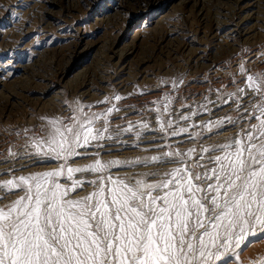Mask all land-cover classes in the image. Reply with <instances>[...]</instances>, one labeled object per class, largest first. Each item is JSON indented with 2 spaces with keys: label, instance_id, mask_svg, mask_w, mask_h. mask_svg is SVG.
I'll list each match as a JSON object with an SVG mask.
<instances>
[{
  "label": "rangeland",
  "instance_id": "374dc122",
  "mask_svg": "<svg viewBox=\"0 0 264 264\" xmlns=\"http://www.w3.org/2000/svg\"><path fill=\"white\" fill-rule=\"evenodd\" d=\"M241 65L248 74L264 73V0H0V182L57 168L61 162H37L31 139L44 135L49 120L77 115V106L89 115L119 108L109 117L113 136L129 122L148 123L149 129L139 141L127 133L102 141L103 149H81L85 155L69 161L73 167L94 158L135 161L168 150L161 147L166 144L199 152L231 142L247 127V113L230 96L246 87ZM240 103L251 111L254 101L244 96ZM167 120L188 132L160 133ZM219 121L225 122L204 128ZM174 166H121L111 174L129 177ZM92 190L86 183L72 196ZM20 195L18 189L0 191V207ZM249 239L240 264L264 259V240Z\"/></svg>",
  "mask_w": 264,
  "mask_h": 264
},
{
  "label": "snow or ice",
  "instance_id": "6c2138e0",
  "mask_svg": "<svg viewBox=\"0 0 264 264\" xmlns=\"http://www.w3.org/2000/svg\"><path fill=\"white\" fill-rule=\"evenodd\" d=\"M241 74L246 87L230 96L247 113V127L231 142L199 152L166 144L161 147L168 150L135 161L94 158L73 167L69 161L85 155L81 149H103L102 141L127 133L139 141L149 124L129 122L125 128L117 126L116 136L109 134V117L119 111L115 106L91 115L77 106V115L67 121L49 120L41 129L44 135L31 139V154L38 163L57 161L59 166L0 182V191L23 192L0 207V264H240L249 238L264 240V73L248 74L241 65ZM244 96L254 101L251 111L240 103ZM226 121L236 123L231 117ZM224 122L204 128L211 131ZM158 131L177 136L188 129L167 120ZM168 164L175 166L129 177L111 174L114 167ZM86 173L95 178L76 176ZM86 183L93 190L74 198L72 193Z\"/></svg>",
  "mask_w": 264,
  "mask_h": 264
},
{
  "label": "bare ground",
  "instance_id": "6f19581e",
  "mask_svg": "<svg viewBox=\"0 0 264 264\" xmlns=\"http://www.w3.org/2000/svg\"><path fill=\"white\" fill-rule=\"evenodd\" d=\"M241 1H242V0H241ZM239 2H240V1H239ZM233 6H234V5H233ZM236 8H237V6H236ZM262 12H263V11H262ZM243 20H244V19H243ZM221 22H222V21H221ZM221 22H220V23H221ZM258 22H259V21H258ZM220 23H219V24H220ZM240 23H241V22H240ZM260 24H261V23H260ZM218 26H219V25H218ZM238 26H240V25H238Z\"/></svg>",
  "mask_w": 264,
  "mask_h": 264
}]
</instances>
